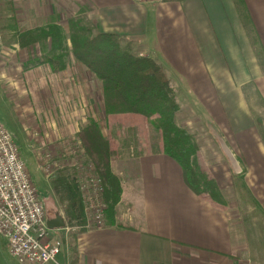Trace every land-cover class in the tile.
<instances>
[{
  "label": "crops",
  "instance_id": "1",
  "mask_svg": "<svg viewBox=\"0 0 264 264\" xmlns=\"http://www.w3.org/2000/svg\"><path fill=\"white\" fill-rule=\"evenodd\" d=\"M72 7L74 17L87 12L98 32L136 41L141 56L164 67L180 124L200 131L198 163L228 202L197 195L177 162L140 147L122 161L116 216L63 244L49 264H264V0H0V33L29 54L16 35L58 24ZM21 13L53 23L22 26ZM0 264H20L1 237Z\"/></svg>",
  "mask_w": 264,
  "mask_h": 264
},
{
  "label": "rangeland",
  "instance_id": "2",
  "mask_svg": "<svg viewBox=\"0 0 264 264\" xmlns=\"http://www.w3.org/2000/svg\"><path fill=\"white\" fill-rule=\"evenodd\" d=\"M3 6L6 7V4ZM72 8L73 11L69 9L68 13L63 9L56 18L57 23L67 33L68 21L77 10ZM86 13L82 16L94 24V20ZM0 14L7 12L2 9ZM19 20L22 26L31 27L53 23L52 20H33L24 13H21ZM14 41L12 35L0 33V121L16 135L20 157L39 191L47 220L57 215L66 220L67 229L54 230L51 233L53 239L67 245L71 242L70 235L76 230L69 228L66 206L56 195V179L60 174L75 177L84 204L82 187L89 186L91 180L98 178L104 185L96 163H100V158L95 161L90 159L80 139L83 129L93 120L100 127L105 141H112L116 151L111 156L110 164L121 186L126 175L122 161L137 155L140 147L143 152H159V133L146 121H140L137 127H133L129 121H117L110 125L103 109V95L99 83L90 71L76 66L71 59L65 71L53 74L49 66L36 67L31 63L42 58L38 46L30 48L32 52L29 54L26 51L22 53L18 47L12 46ZM140 49L137 44L136 54L140 55ZM190 132L195 133V137L200 133L192 130ZM84 191L88 204H85L88 225V222L93 221L96 211L101 210L106 202L104 197L100 202L94 199L92 206L89 198L94 196H89V190ZM108 210L107 205L103 226L108 223ZM96 227L98 226L92 225L91 228H86Z\"/></svg>",
  "mask_w": 264,
  "mask_h": 264
},
{
  "label": "trees",
  "instance_id": "3",
  "mask_svg": "<svg viewBox=\"0 0 264 264\" xmlns=\"http://www.w3.org/2000/svg\"><path fill=\"white\" fill-rule=\"evenodd\" d=\"M68 29L67 33L60 25L50 24L24 30L16 35L17 44L21 49L38 46L42 58L34 66L47 65L53 74L65 71L71 59L76 66L90 71L99 83L103 109L110 125L121 119L131 122V118L151 124L159 133V152L180 165L186 185L214 205L226 206L225 193L198 163L196 137L180 124L177 92L164 67L148 56L136 54V41L100 33L82 15L71 18ZM133 127H137V123ZM80 139L90 159L100 158V163H96L104 182L108 219L114 218L122 196L121 182L110 164L116 149L111 140L105 141L93 120L83 129ZM55 192L66 206L69 228L76 230L71 234L75 241L87 227L85 204L77 179L60 174L55 182ZM72 252L76 253L75 246H72Z\"/></svg>",
  "mask_w": 264,
  "mask_h": 264
},
{
  "label": "built area",
  "instance_id": "4",
  "mask_svg": "<svg viewBox=\"0 0 264 264\" xmlns=\"http://www.w3.org/2000/svg\"><path fill=\"white\" fill-rule=\"evenodd\" d=\"M89 202H100L105 194L101 179L91 180ZM100 198V200H99ZM106 203L97 210L92 225L103 226ZM0 237L5 239L10 255L20 264H49L55 262L63 249V242L51 237L39 191L33 183L13 134L0 121Z\"/></svg>",
  "mask_w": 264,
  "mask_h": 264
},
{
  "label": "water",
  "instance_id": "5",
  "mask_svg": "<svg viewBox=\"0 0 264 264\" xmlns=\"http://www.w3.org/2000/svg\"><path fill=\"white\" fill-rule=\"evenodd\" d=\"M139 1L140 2H155L158 0H139ZM222 148H223L226 156L230 160V162L234 168L235 173L239 175L242 172V170H241L240 165H239L237 159L235 158L234 154L231 152V150L224 143H222ZM67 226L68 225H67L66 220L60 215H57L55 218L47 220V227L51 231L67 229Z\"/></svg>",
  "mask_w": 264,
  "mask_h": 264
}]
</instances>
